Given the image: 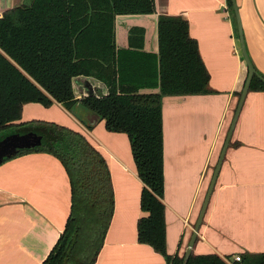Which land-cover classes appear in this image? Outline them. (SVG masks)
I'll return each mask as SVG.
<instances>
[{
  "label": "crops",
  "instance_id": "1",
  "mask_svg": "<svg viewBox=\"0 0 264 264\" xmlns=\"http://www.w3.org/2000/svg\"><path fill=\"white\" fill-rule=\"evenodd\" d=\"M25 0H0V18ZM248 54L264 78V0H236ZM156 13L118 16L116 44L129 49L132 27L145 28L144 52L159 54L161 16L182 17L198 42L211 93L162 97L167 252L185 256L248 77L228 0H155ZM79 78L77 99L88 96ZM157 94V90H142ZM92 127H88L89 120ZM45 122L83 134L102 153L114 190V213L96 264H167L138 241L143 183L129 137L107 131L79 104L24 106L20 123ZM71 211V184L61 160L46 152L17 156L0 166V264H42L63 233ZM195 255L264 253V92H249L197 242Z\"/></svg>",
  "mask_w": 264,
  "mask_h": 264
},
{
  "label": "trees",
  "instance_id": "2",
  "mask_svg": "<svg viewBox=\"0 0 264 264\" xmlns=\"http://www.w3.org/2000/svg\"><path fill=\"white\" fill-rule=\"evenodd\" d=\"M228 4L236 23L231 0ZM155 13V0H25L0 18V135L12 131L0 140L15 133L43 136L41 147L18 156L46 152L58 157L71 184L66 227L42 264H96L115 200L102 153L68 128L20 123L30 103H59L70 113L79 104L104 121L107 131L129 137L143 183L138 241L167 264H184L185 257L167 252L162 97L212 91L198 42L182 17L159 18L158 55L143 51V27H132L129 49H118V16ZM79 78L95 82L100 90L77 99L74 83ZM157 89L160 93H141ZM250 92H264V78L255 76ZM241 258L234 262L231 257L193 253L188 264H264V253Z\"/></svg>",
  "mask_w": 264,
  "mask_h": 264
},
{
  "label": "water",
  "instance_id": "3",
  "mask_svg": "<svg viewBox=\"0 0 264 264\" xmlns=\"http://www.w3.org/2000/svg\"><path fill=\"white\" fill-rule=\"evenodd\" d=\"M231 2L233 5L235 17H236L237 29H238V33H239V37H240L243 57H244V60L247 64V67H248V77H247V80L245 82L244 88L242 90L238 106L236 108V111H235L230 129H229V132H228L226 140H225V144L223 146V149H222L221 155L219 157L218 163L216 165V168H215L212 180L210 182L206 197L204 199L200 214L198 216V220H197L196 226L194 228V232H193L192 238L190 240L189 247L187 248V250L185 252L184 264H188L190 257L193 254V249H194L195 244L197 242V238L199 235L200 228L203 224L205 214L207 212L212 194H213L215 186L217 184V180H218L224 159L226 157L227 151L229 149L234 131L236 129L239 117H240L241 112L243 110L247 96L250 92V87H251L252 81H253L255 76H259V74H258L257 70L255 69L253 62H252V60L248 54V51H247L239 7L237 5L236 0H231ZM87 88H88V95L94 94V89L90 85H88ZM95 118L97 119V121H101L99 119V117H97L96 115H95ZM89 122H90V124H88V127H92L91 126L92 120L90 119ZM42 143H43V136H41L35 132L16 133V134H12V135L4 137L3 139L0 140V166L2 164H4L5 162L15 158L21 152L31 151L33 149L41 147Z\"/></svg>",
  "mask_w": 264,
  "mask_h": 264
},
{
  "label": "built area",
  "instance_id": "4",
  "mask_svg": "<svg viewBox=\"0 0 264 264\" xmlns=\"http://www.w3.org/2000/svg\"><path fill=\"white\" fill-rule=\"evenodd\" d=\"M241 256H236L235 258H234V262H241Z\"/></svg>",
  "mask_w": 264,
  "mask_h": 264
},
{
  "label": "rangeland",
  "instance_id": "5",
  "mask_svg": "<svg viewBox=\"0 0 264 264\" xmlns=\"http://www.w3.org/2000/svg\"><path fill=\"white\" fill-rule=\"evenodd\" d=\"M10 133H12V131H7V132H5V133H3L2 135H0L1 137L3 136V135H8V134H10ZM16 134V133H15Z\"/></svg>",
  "mask_w": 264,
  "mask_h": 264
}]
</instances>
